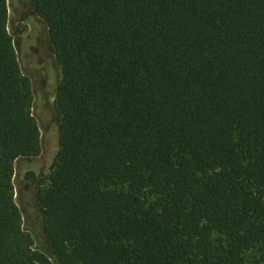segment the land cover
Here are the masks:
<instances>
[{
  "label": "trees",
  "instance_id": "16d2710c",
  "mask_svg": "<svg viewBox=\"0 0 264 264\" xmlns=\"http://www.w3.org/2000/svg\"><path fill=\"white\" fill-rule=\"evenodd\" d=\"M62 69L35 247L15 163L40 156L0 0V264H264V0H28Z\"/></svg>",
  "mask_w": 264,
  "mask_h": 264
},
{
  "label": "rangeland",
  "instance_id": "374dc122",
  "mask_svg": "<svg viewBox=\"0 0 264 264\" xmlns=\"http://www.w3.org/2000/svg\"><path fill=\"white\" fill-rule=\"evenodd\" d=\"M9 31L13 36L22 72L32 83L33 114L41 133L40 156L15 163V199L23 216L25 231L32 233L35 247L48 251L44 243L39 199L46 190L59 152L60 109L57 96L62 69L43 21L28 0H8ZM259 253L246 254L247 264H255ZM52 264H56L52 261Z\"/></svg>",
  "mask_w": 264,
  "mask_h": 264
}]
</instances>
